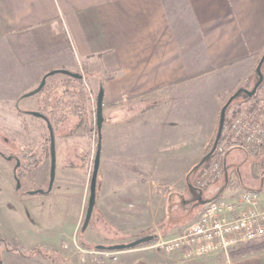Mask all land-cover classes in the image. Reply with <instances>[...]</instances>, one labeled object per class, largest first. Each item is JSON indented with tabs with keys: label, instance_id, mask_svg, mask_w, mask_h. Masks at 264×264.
<instances>
[{
	"label": "crops",
	"instance_id": "crops-1",
	"mask_svg": "<svg viewBox=\"0 0 264 264\" xmlns=\"http://www.w3.org/2000/svg\"><path fill=\"white\" fill-rule=\"evenodd\" d=\"M83 11L90 17L80 19ZM45 23L42 35L25 38ZM21 37L33 40L31 46L45 42L56 56L65 52L35 73L32 87L56 70L111 71L107 77L94 73L102 95L100 131L107 129L111 140L99 142L96 201L85 230L91 181L69 152L50 193L23 192L14 171L0 176V239L48 251L28 256L2 246V264H82L63 254L64 245L73 250L75 236L87 244L88 233L96 246L110 247L150 235L172 238L195 222L206 202H196L197 214L179 218L184 205L174 198L184 199L194 187L188 173L211 146L224 104L239 88L255 85L264 53V0H0L2 47L14 52ZM70 40L78 45L79 62L66 56ZM1 70L2 82H17L23 67L6 61ZM222 180L206 192L221 197L228 188L220 190ZM149 245L118 251L114 264H224L218 255L186 261L181 252ZM231 264H264V251L231 258Z\"/></svg>",
	"mask_w": 264,
	"mask_h": 264
},
{
	"label": "rangeland",
	"instance_id": "rangeland-1",
	"mask_svg": "<svg viewBox=\"0 0 264 264\" xmlns=\"http://www.w3.org/2000/svg\"><path fill=\"white\" fill-rule=\"evenodd\" d=\"M78 15L80 19H85L90 17V12L83 11ZM48 25L49 23H45L38 27H35L29 32H24L25 38L29 39L27 38L29 35H33L35 37L37 36V34L42 35L44 31L48 30ZM21 36H23V34H21ZM26 39L22 40L21 37V42L19 43L20 48L16 47L17 50H14V52H11L9 47L7 48L5 44H3L2 47V40L0 39V176H9L12 174L15 168H18V166H20V168L18 169L19 180L17 181V186L23 192H31L49 189L53 163V150L50 142L48 141L49 131L47 129L45 120L34 115V113H37L39 111V95L34 94L29 96L28 94L35 91L41 83L40 82L34 87L31 86V82L34 78L35 73L48 65L56 64L57 62H59L61 57L65 55V52L62 50V53L60 52L56 56L54 48H49L50 46L44 41V46L42 44H40V46L37 45L36 40L35 45L31 46L33 40L28 43ZM78 55V45L74 40H70V50H68L66 56L69 58L70 62L74 63L79 62ZM262 55L263 53L260 55L258 62ZM6 61L11 62L12 64L19 61L20 67H23V71H19L20 76L17 82L11 80L9 83L2 82L3 71L1 70V64ZM262 71L264 73L263 69ZM97 72H101L99 77H107L111 74V71L105 72L103 71V69L101 70L98 68L94 70L91 68H86L82 70L79 69L77 71H72V73L82 75L84 81H87V89L90 91L92 100V104L89 109L90 111H93V120L95 124L98 77L94 76ZM253 78L254 80L256 79L255 74ZM66 79V76L63 74H55L47 78L46 83L48 85L53 84L54 86L53 95L56 98L53 99H57L58 96L62 95L63 91H65V89L69 87L66 84ZM15 95L19 96V99L18 101L14 102L12 99ZM243 98L244 96L242 95L234 100L228 108L226 115L229 114L230 117L233 118L239 110L237 108V106L241 104L239 101ZM78 122L79 118L77 116H70L66 122H64L59 128H57V131L55 133L54 148L55 176L58 172H60L61 166L66 163L65 154L69 152L71 157H76L81 160L84 166L79 168L78 171L82 172L83 175L85 174L90 183L94 169L95 157L98 152V136L95 131V126L91 136L68 137V135H70L74 131L75 126ZM100 135L101 136L99 138V142L102 141V139L105 140V142H110L111 134L109 135L107 129H103L102 131H100ZM216 137L217 134L212 141L211 146L207 150L208 153L213 148ZM68 147H73V149L69 150L67 149ZM25 150H30V154L32 156L25 158L22 157V153ZM3 155L10 156L13 159H6ZM213 157L214 154L210 160L206 159V162H204L199 168L193 171L190 174L191 177L189 175L190 184L193 183L192 186L194 187H190L188 191L185 192V198H174V203L179 204V206L184 205L183 207L179 208V211L175 215L176 217L183 218L185 217V215L191 217L197 214V204L196 202H193L192 199L197 197L198 194H200L204 200L213 199L215 195H209L206 191L209 189V187L218 182V180L223 179V182L219 183V186L223 185L220 190L228 187L221 196L224 199L229 198L230 195L233 196L243 190H264V150H258L257 153L248 155L242 149V147L240 148V146H237V148L232 149L227 155H225L223 164L224 171L220 178L208 185V187L206 188L197 187V184L195 182L196 176L200 173V171L208 168L211 165ZM201 160L198 163H200ZM70 192L77 193V190H73ZM218 194H221V191ZM59 206L62 207L60 200ZM3 231L4 229L0 224V234H3ZM85 240L87 244H85L84 241H81L85 248L90 250L98 249V246L95 245L96 241L89 238L88 233L85 234ZM99 241L97 240V242ZM5 246L6 245H3V247ZM67 252L68 251L63 250V254H68L70 256L72 255V258L76 261L77 255L74 252V248L69 253ZM91 258L92 257L87 258L86 264H89V262L93 264L117 263L108 259L102 262H98ZM71 264L75 263L73 262Z\"/></svg>",
	"mask_w": 264,
	"mask_h": 264
},
{
	"label": "built area",
	"instance_id": "built-area-1",
	"mask_svg": "<svg viewBox=\"0 0 264 264\" xmlns=\"http://www.w3.org/2000/svg\"><path fill=\"white\" fill-rule=\"evenodd\" d=\"M231 146L251 150L264 147V80L254 97L249 98L235 114L222 138L211 165L196 176L197 187L206 188L223 174L226 152ZM264 239V190H243L229 198L216 197L206 202L195 222L181 234L164 238L158 236L149 248L165 254L181 252L186 261L218 255L224 264H231L232 249ZM74 252L80 263L92 257L98 262L118 261V251L90 250L75 236ZM69 245H64L69 251ZM72 257V255H71ZM70 257V260H71ZM91 258V259H92Z\"/></svg>",
	"mask_w": 264,
	"mask_h": 264
},
{
	"label": "trees",
	"instance_id": "trees-1",
	"mask_svg": "<svg viewBox=\"0 0 264 264\" xmlns=\"http://www.w3.org/2000/svg\"><path fill=\"white\" fill-rule=\"evenodd\" d=\"M264 70V66H263ZM55 74H63L66 76V84L69 86L68 88L63 91L62 95H59L57 99L53 95V89L54 86L48 85L47 83L45 86L37 93L39 95V111L38 113L42 114L44 116V120L47 124V129L49 131V138L48 141L51 144V132L54 134L57 131V128H59L64 122H66L70 116H77L79 118V122L75 126L74 131L68 135L70 136H78V137H86V136H91L92 132L94 130V127L96 126V134L98 136V145H99V138H100V130L98 127V119H97V109H96V124L94 123V118H93V111H90V106H91V95L90 91L87 89V81H84L83 76L81 78H74L70 75L64 74L62 72H56L54 74H46L49 76L55 75ZM45 75V76H46ZM256 75V72H255ZM244 96V98L248 99V97L244 94H241L240 96ZM239 96V97H240ZM237 97V98H239ZM68 98V99H66ZM236 98V99H237ZM235 99V100H236ZM97 100L98 96L96 99V107H97ZM235 116V115H234ZM234 118V117H233ZM230 117L229 114L226 115V123H225V129L222 135V138L225 136L229 129V125L233 119ZM50 126V127H49ZM234 148H237V146H231L229 150L226 152V155ZM241 148V147H240ZM248 155H253L257 153L258 150H264V147H259V148H254L251 150H247L242 148ZM30 150H25L22 153V157H30L32 156ZM208 154V152L206 153ZM205 154V155H206ZM7 159H13L10 156L3 155ZM213 156V155H212ZM208 157L207 160H210L211 157ZM85 158V157H83ZM206 160V161H207ZM205 161V162H206ZM18 168H15L13 174L15 179L18 181ZM191 177V175H190ZM189 177V178H190ZM51 190H45V193H50ZM216 198V197H214ZM6 245L8 247V250L12 253L16 254H24L28 256H35L38 254H48L47 250H32V251H27L24 248L20 247H12L10 246L7 242L4 240H0V248ZM264 251V239L254 242V243H247L245 245L236 247L232 249L230 253V257L232 259H240L248 255L260 253ZM0 264H2V260L0 259Z\"/></svg>",
	"mask_w": 264,
	"mask_h": 264
},
{
	"label": "water",
	"instance_id": "water-1",
	"mask_svg": "<svg viewBox=\"0 0 264 264\" xmlns=\"http://www.w3.org/2000/svg\"><path fill=\"white\" fill-rule=\"evenodd\" d=\"M264 66V53L261 56L257 67H256V79H255V85L252 89H248L246 87H241L239 88L235 93H233L230 98L228 99V101L224 104L222 110H221V118H220V124H219V128H218V132H217V137L216 140L214 142L213 148L211 149V151L201 160L200 163L196 164L192 170L190 171V173L188 175H190L193 171H195L197 168H199L204 162L205 160L210 157L211 155H213L220 142H221V138L225 129V123H226V113L228 111V108L230 107V105L232 104V102L239 97L241 94L246 95L248 98L254 97L257 92L259 87L261 86L263 80H264V73L262 71ZM56 72H62L64 74L70 75L74 78H81L82 75L80 74H76V73H72L71 71L68 70H56V71H52L49 74H54ZM47 76H44L39 87L29 93L28 95H34L37 94L46 84V80H47ZM35 116L37 117H41L43 119L44 116L40 113H34ZM97 119H98V127L99 130L101 129L102 126V95L100 94L97 100ZM50 127V126H49ZM51 147L53 150V163H52V171H51V182H50V187L49 190L52 189L53 184H54V179H55V157H54V148H55V136L54 134L51 132ZM99 167H100V152L98 151L95 157V163H94V169H93V173L91 176V183H90V200H89V209H88V213L85 219V223H84V230L87 228L91 215H92V211L95 205V201H96V191H97V179H98V171H99ZM172 199V195L169 196V202ZM154 236L150 235V236H145L139 239H136L130 243L127 244H116L110 247H105V246H98L97 248L99 250H111V251H123V250H127V249H132V248H136L142 244L145 243H149L151 241L154 240Z\"/></svg>",
	"mask_w": 264,
	"mask_h": 264
},
{
	"label": "flooded vegetation",
	"instance_id": "flooded-vegetation-1",
	"mask_svg": "<svg viewBox=\"0 0 264 264\" xmlns=\"http://www.w3.org/2000/svg\"><path fill=\"white\" fill-rule=\"evenodd\" d=\"M7 159V158H6ZM15 178V177H14ZM16 180V179H15ZM16 182H17V180H16ZM192 201H195V202H197V203H203V202H207L208 200H204L203 198H202V196L200 195V194H198L197 195V197H195L194 199H192Z\"/></svg>",
	"mask_w": 264,
	"mask_h": 264
}]
</instances>
